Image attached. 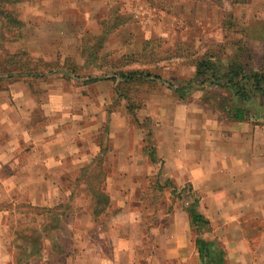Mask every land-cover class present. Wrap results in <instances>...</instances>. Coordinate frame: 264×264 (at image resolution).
I'll use <instances>...</instances> for the list:
<instances>
[{
    "label": "crops",
    "instance_id": "obj_1",
    "mask_svg": "<svg viewBox=\"0 0 264 264\" xmlns=\"http://www.w3.org/2000/svg\"><path fill=\"white\" fill-rule=\"evenodd\" d=\"M41 18L42 22L31 28L32 38H38L50 22L49 17ZM64 20H60L61 34L67 37ZM61 73L16 80L0 90V204L8 205V209L0 207V264H16L9 223L26 219L18 206L28 203L50 208L64 202V176L75 170L83 173L103 155L104 147L103 189L120 216L108 221L98 216L84 222L71 214L63 224L67 235L51 249L59 254V261L50 260V247L42 246L37 255L33 252L20 264H119L123 255L131 254L125 245L117 247L122 239L111 246L114 255L110 258L104 251L108 244L95 242L101 234L116 236L139 221L128 199L145 177L168 181L161 187L164 191L181 192L187 186L197 195L196 209L212 228V234L205 231L208 236L203 238L222 248L225 264H264L262 120H234L194 102L152 96L132 116L125 102L112 104L117 78L87 82L88 76L76 79L66 75V81ZM135 120L150 125V131L144 132V125L137 127ZM104 121L108 126L106 144L99 139ZM43 221L38 216L34 223L38 227ZM81 223L92 228L81 232ZM8 229L9 249L4 241ZM190 229L195 228L180 203L168 230L153 237L158 256L151 264H203L195 243L200 234ZM253 238L255 248L250 243Z\"/></svg>",
    "mask_w": 264,
    "mask_h": 264
},
{
    "label": "rangeland",
    "instance_id": "obj_2",
    "mask_svg": "<svg viewBox=\"0 0 264 264\" xmlns=\"http://www.w3.org/2000/svg\"><path fill=\"white\" fill-rule=\"evenodd\" d=\"M15 10L24 21V26L22 39L16 44H7L9 51L25 48L32 58L50 62V68L54 70L68 60L66 63L69 67L78 65L77 73L81 78L91 75L105 80L109 78L104 76L115 74L117 82L112 104L125 102L132 108L133 113L128 108L132 116L151 96L194 102L210 111L213 109L222 113L216 106L212 108V104L217 102L212 95L220 91L205 84L188 82L195 77L192 60L211 52L213 60L219 59L225 63L238 46H244L252 57L253 66L264 61V0L244 3H232V0H26L19 3ZM41 17H49L50 22L44 25L38 38H32L31 28L42 22ZM60 20L66 22L67 37L61 34ZM73 53L76 56H71ZM76 58L82 60L78 62ZM132 70L141 71V75H135L129 81H120V73ZM63 78L69 80L66 75ZM34 82L38 88V81ZM2 84L6 85L4 82ZM184 85L191 91L180 98L182 93L176 90ZM153 120L155 118H152V123ZM135 121L137 127H147L143 129L144 132L147 129L150 131V125ZM145 121L148 124L150 119ZM107 130L104 121L99 135L104 143ZM135 136L138 138L139 134L136 132ZM106 148L103 155L96 159L98 166L94 165L95 161L83 173L75 170L62 178V198L70 204L71 214L79 216L84 222L93 219L89 207L91 197L86 192L85 182L96 185L100 175L95 174L102 171ZM164 184L168 185V181L158 178L149 181L147 177L141 179L140 187L128 199L130 209L136 211L139 221L130 223L119 233L115 232L119 238L105 232L95 242L100 243L101 240L108 244L104 251L109 258L114 255L111 246L119 239L122 240L117 247L122 244L131 251L129 256L123 255V260H118L119 264H128V260L131 264H151L157 258L154 235L158 231L168 230L175 206L181 203L186 208L193 199L187 186L184 191L175 192L164 191L161 188ZM75 204H82L81 208L75 207ZM119 214L115 210L108 219L119 217ZM19 224L9 223L12 227ZM79 226L81 232L84 228L87 232L92 228L82 223ZM106 228L101 227L104 231ZM190 230L201 237H205L204 233L209 231L212 234L209 226L199 232ZM7 234L4 241L9 249L12 245L9 229ZM44 242V246L50 247V239ZM95 243L93 246H97ZM250 243L256 246L257 241L253 238Z\"/></svg>",
    "mask_w": 264,
    "mask_h": 264
},
{
    "label": "trees",
    "instance_id": "obj_3",
    "mask_svg": "<svg viewBox=\"0 0 264 264\" xmlns=\"http://www.w3.org/2000/svg\"><path fill=\"white\" fill-rule=\"evenodd\" d=\"M23 1L26 0H0V90L5 89L9 82L27 78L42 79L54 71H60L64 75L80 79L81 77L77 73L78 65L73 64L74 66L69 67L66 63L68 60L54 70L50 68V62L32 58L25 48L17 51L7 49V44H13L22 39L24 21L19 17L15 7ZM247 1L249 0H232V3ZM243 47L238 46L236 51L232 53V57H229L225 63L219 59L213 60L214 55L211 52L209 54L205 52L203 55L198 56L191 62L195 69V77L188 82H194L196 85L205 84L220 91L215 96L212 95L213 98L217 99V102L212 104V108L213 105L216 106L228 118L239 121L260 119L264 122V61L257 66H253L252 57L248 54L247 49ZM140 73L141 71L132 70L120 73L118 77L120 81H129L134 79L135 75H141ZM99 77L90 75L86 81L91 82L101 79ZM104 77L112 80L116 79L115 74ZM3 82L6 83L5 86L2 84ZM186 88L189 89L187 85L177 88L176 91L179 90L182 93L180 98L191 91V89L186 90ZM123 98L127 100L125 96ZM128 108L133 113L132 108ZM94 165L98 166L99 161H96ZM95 176H99L95 186H92L88 181L85 182L86 192L91 197L89 198L91 216L94 221L97 220L98 216H103V221H107L111 213L117 209L111 208L108 193L103 189L105 173L98 171ZM191 193L193 199L186 210L192 226L199 232L208 228L209 221L196 209L198 197L193 192ZM0 207L8 209L7 204H0ZM18 209L27 221L26 219L23 220L24 224L22 221H18L19 226L12 227L15 263L25 262L29 255H33V252L37 255L40 248L44 246L43 236H50V260L56 259L59 261V254L51 251V249L56 248L57 243H61L63 239H60V237L65 238V235H67L63 224L64 219L71 215L70 204L62 202L49 208L35 207L23 203L18 206ZM38 216H41L44 221L42 225L37 227L34 220ZM103 221L100 223L101 227L105 226ZM195 243L203 264H225L224 251L215 242L206 240L199 235ZM61 246L59 244L58 249Z\"/></svg>",
    "mask_w": 264,
    "mask_h": 264
}]
</instances>
